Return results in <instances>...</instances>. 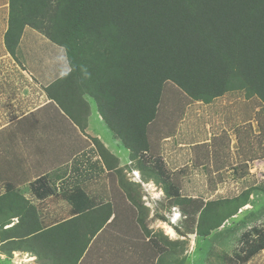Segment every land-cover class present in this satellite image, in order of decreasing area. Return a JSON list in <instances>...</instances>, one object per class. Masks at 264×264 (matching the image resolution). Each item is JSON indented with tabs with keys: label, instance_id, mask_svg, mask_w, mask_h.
I'll return each mask as SVG.
<instances>
[{
	"label": "crops",
	"instance_id": "0c3cea01",
	"mask_svg": "<svg viewBox=\"0 0 264 264\" xmlns=\"http://www.w3.org/2000/svg\"><path fill=\"white\" fill-rule=\"evenodd\" d=\"M10 18L11 0H0V264H160L127 196L137 187L149 229L161 228L150 222L155 209L148 198L160 201L159 180H145L139 160L105 125L92 98L83 97L85 107L75 82L65 89L75 120L57 104L48 90L57 93L56 82L70 72L65 50L27 26L13 54L5 39ZM37 38L42 47H35ZM178 117L176 109L158 114L145 154L153 166L161 160L173 179L214 183L238 175L239 181L257 165L256 153L245 155L246 147L257 149L245 142L251 130L238 125H245L238 112L227 116L232 131H220L210 115L195 113L183 125ZM42 177L55 192L39 199L32 185ZM249 218L257 223V209Z\"/></svg>",
	"mask_w": 264,
	"mask_h": 264
},
{
	"label": "trees",
	"instance_id": "16d2710c",
	"mask_svg": "<svg viewBox=\"0 0 264 264\" xmlns=\"http://www.w3.org/2000/svg\"><path fill=\"white\" fill-rule=\"evenodd\" d=\"M27 26L67 55L70 72L56 82L60 90L53 95L48 90L49 95L75 120L73 96L65 93L75 82L80 100H94L105 125L139 160L145 180L158 179L174 204L183 199L177 180L161 160L153 166L145 157L165 86L173 84L190 100L207 104L246 92L264 106V0H11L5 39L13 54ZM47 183L46 177L33 183L37 198L54 194ZM127 196L151 245L156 241L149 229V208L137 187L127 190ZM187 201L191 209L183 213L195 221L201 212L198 224L206 223L207 232L238 211L221 215L210 209L219 202L205 206L183 199L181 206ZM241 240L237 259L247 264L264 251V224L244 232Z\"/></svg>",
	"mask_w": 264,
	"mask_h": 264
},
{
	"label": "rangeland",
	"instance_id": "374dc122",
	"mask_svg": "<svg viewBox=\"0 0 264 264\" xmlns=\"http://www.w3.org/2000/svg\"><path fill=\"white\" fill-rule=\"evenodd\" d=\"M35 43V47H42L38 38ZM172 109L178 111L177 122H181L182 125L190 121L192 115L199 113L204 117L206 115L212 116L210 117L212 123L218 120L220 131L223 129L222 127L228 128L230 126L231 129L232 124L227 116L231 112H238L243 117L241 118L242 122H245V125L243 123H238V125L243 126L248 133L251 130V134L246 137L245 142L254 144L257 149L256 152L253 151L252 153L253 147L251 149L246 147L245 155L251 156L256 153L257 165L252 171H247L244 179L239 181H237V175L230 182L212 183L205 180L176 182L184 200L201 201L205 206L219 202L216 206H211L210 209H219L221 215L223 211L233 213L238 210L236 215L225 220L218 229L212 232L206 231V223L202 227L199 226L201 212L198 213L195 221L183 213L182 209H191V204L188 201L183 206H181L183 199L180 203L174 204L176 201L168 197L164 190L159 202L153 201L152 196H148L150 208L155 209L153 220L151 219L150 222L153 226L162 225L161 228L157 229V226H154L155 228L150 229L154 235L151 237L156 241H151L150 246L155 248L156 252L159 250L160 253L161 249L165 251V253L162 252L165 256V264H181L183 258L185 259L184 264H242L237 259L243 247L242 234L252 227L264 224V106L256 97H248L246 92L229 93L208 104L196 102L190 100L173 84H167L159 107V115L162 110ZM254 113L255 118L253 117ZM203 121L205 122L206 118H203ZM154 125V132L160 131L162 133L161 126ZM236 125L234 124V126ZM186 128L187 126H184V129ZM173 129H175L174 126ZM164 131L168 133L171 130L164 128ZM180 131L184 130L181 129ZM211 133L213 134L212 130ZM240 135V138H245L244 133L241 132ZM240 162L241 159L237 157L235 164ZM255 209H257V223L251 226L253 223L246 221H253L249 216L255 212ZM241 211H243L242 214ZM241 218H245V220ZM213 224L214 222H210L209 227L212 228ZM170 229L174 233H170ZM175 229L178 230L175 231ZM153 231L155 232L153 233ZM158 235L160 236V244L157 249L155 244L158 242ZM260 255H256L247 264H264V259Z\"/></svg>",
	"mask_w": 264,
	"mask_h": 264
},
{
	"label": "bare ground",
	"instance_id": "6f19581e",
	"mask_svg": "<svg viewBox=\"0 0 264 264\" xmlns=\"http://www.w3.org/2000/svg\"><path fill=\"white\" fill-rule=\"evenodd\" d=\"M169 231H170V233H173V231L171 229Z\"/></svg>",
	"mask_w": 264,
	"mask_h": 264
}]
</instances>
